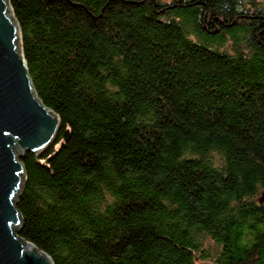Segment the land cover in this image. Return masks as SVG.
I'll use <instances>...</instances> for the list:
<instances>
[{
    "label": "trees",
    "instance_id": "16d2710c",
    "mask_svg": "<svg viewBox=\"0 0 264 264\" xmlns=\"http://www.w3.org/2000/svg\"><path fill=\"white\" fill-rule=\"evenodd\" d=\"M7 1L60 121L18 157L17 235L52 264H264V0Z\"/></svg>",
    "mask_w": 264,
    "mask_h": 264
},
{
    "label": "water",
    "instance_id": "95a60500",
    "mask_svg": "<svg viewBox=\"0 0 264 264\" xmlns=\"http://www.w3.org/2000/svg\"><path fill=\"white\" fill-rule=\"evenodd\" d=\"M8 10V1L0 0V264H52L15 232L22 220L14 199L25 175L19 155L47 150L60 121L33 89L27 63L16 45L20 29Z\"/></svg>",
    "mask_w": 264,
    "mask_h": 264
},
{
    "label": "rangeland",
    "instance_id": "374dc122",
    "mask_svg": "<svg viewBox=\"0 0 264 264\" xmlns=\"http://www.w3.org/2000/svg\"><path fill=\"white\" fill-rule=\"evenodd\" d=\"M261 197V194L259 195V198Z\"/></svg>",
    "mask_w": 264,
    "mask_h": 264
}]
</instances>
